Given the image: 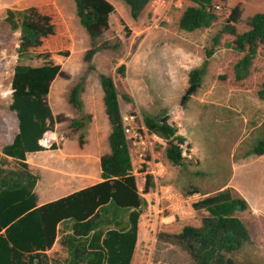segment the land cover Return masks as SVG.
Listing matches in <instances>:
<instances>
[{
	"label": "trees",
	"instance_id": "1",
	"mask_svg": "<svg viewBox=\"0 0 264 264\" xmlns=\"http://www.w3.org/2000/svg\"><path fill=\"white\" fill-rule=\"evenodd\" d=\"M122 1L129 7L132 20L136 21L153 0ZM188 1L192 5L186 7L178 19V28L187 33L212 27L219 18L216 7H220L219 3H225V0ZM73 2L80 25L90 41L89 48L83 53L88 73L95 70L93 58L97 53L115 49L107 41L99 43L102 35L109 30V15L115 13V8L106 0ZM240 16L241 5L237 4L212 37L213 47L220 44L222 36L231 38V42L224 44L225 47L242 54L233 66L236 82L245 81L249 76L257 49L264 44V13L249 17L246 21L248 30L238 34L236 25ZM119 21L128 37V26L122 19ZM4 22L10 30L19 32L9 106L16 115L18 132L10 144L0 149V264H46L44 252L55 241L57 225L66 220L72 221L73 234L68 242L69 257L63 264H131L139 218L146 201L140 195L139 182L133 174L129 142L123 134L113 80L105 74L98 75L110 126L107 139L109 152L99 160L102 182L59 200L38 205L35 188L39 176L29 168L26 155L44 150L39 141L54 123L67 122L72 130L83 127L79 118L69 120L62 115L53 116L47 102L51 82L56 77L68 78V74L52 57L69 56L71 38L52 3L23 10H6ZM213 47L205 50L201 65L188 72V87L181 97L182 105L200 87L214 53ZM32 60H42V63L38 66L24 63ZM118 70L123 73L125 66H119ZM85 75L67 95L69 105L79 114L83 108L80 93L84 88ZM257 96L264 100V79ZM123 100L131 102L127 96H123ZM141 118L148 131L162 140L166 159L174 166H184L181 145L185 143V138L178 134L168 114L152 116L144 113ZM262 124L264 126V120ZM83 138L79 141L81 146L84 144ZM56 148L53 144L49 149ZM252 154H264V139L245 156ZM151 181L146 176V191ZM194 193L199 192L194 190ZM191 207L194 211L205 212L200 227L184 226L179 233L159 234L158 239H165L177 246L190 257L193 264H238L234 256L253 244L247 225L235 215L248 210L246 200L228 187L200 198Z\"/></svg>",
	"mask_w": 264,
	"mask_h": 264
},
{
	"label": "rangeland",
	"instance_id": "2",
	"mask_svg": "<svg viewBox=\"0 0 264 264\" xmlns=\"http://www.w3.org/2000/svg\"><path fill=\"white\" fill-rule=\"evenodd\" d=\"M53 1H55L57 6L64 7L70 4L73 7L72 0ZM254 2L253 0H249V2L237 3L241 5L240 20L236 25L238 34L248 30L246 21L252 14L264 13V7L261 6L256 11H252L246 15L243 4L246 6H254L256 5ZM224 4L219 3L220 9L216 10L219 18L212 27L188 34L180 30L177 23L182 12L186 7L190 6L186 0H180L178 8L172 7L170 14H168V22L154 21L149 11L150 7L136 21L132 20L131 17H126L125 12L121 11V14L127 20L124 23L130 30L128 37L125 36L123 27L119 21L120 19L118 20L116 15H109V30H107L109 32L106 31L107 40L104 41L114 45L115 49L103 51L99 55V60L96 62L93 61L95 70L88 73H86V64L83 62V57L80 60L81 54L78 53L80 48H77L80 44L82 47L88 45V40L87 42L84 40L81 43V39L77 38L73 42L71 35L74 34L75 28L73 26H66L69 35L71 33V51L69 56L71 53H74L73 59L82 64L78 68L72 59L69 60L70 66L73 68L72 70L76 68L79 73L71 76L68 75V78L62 79L68 80L67 84L70 90L86 74L84 88L80 93L83 108L82 113L78 117L82 120L83 127L73 129V132L69 134L66 130L69 129L68 127L66 128L68 123L61 122L63 125H58L57 135H55L56 142L53 144L56 145L58 141L62 142V139H64L62 136H75L72 139L79 141L83 136L84 144L82 147L85 149L84 151L93 152L95 150L94 142L88 141V130L91 118L87 112H84V104H88L87 101L85 103L84 89L87 86L90 88L95 86L100 87L98 75L102 73L113 80L117 91L121 115L131 114L140 120L144 113L152 116L163 113L168 114L169 121L176 126L178 134L180 132L189 143H184L185 148L183 150L187 156H184V166L172 165L166 159L165 148L164 150H160V147L156 148V162L157 164L160 163L162 168L157 165L159 175L150 178L157 181V183L159 182L158 184L160 186L168 183L167 178L172 181L173 184L170 185H172L173 190L168 188L162 189V193L166 196L165 199L172 200L175 198L174 191L180 192L185 189V195L191 197V202H193L196 198H199L194 193V189H198L201 195H212L220 191V189L222 190V187L235 176L233 166L238 164L239 168H246L247 165L245 163H251L253 158L257 156L253 154L245 156V154L251 151L260 140L264 139V126L262 124L264 120V100H260L257 96V91L264 79V44L257 49V54L252 61L249 76L245 81L236 82L234 80L233 66L237 58L242 56V54L237 53L232 48L225 47V43L231 42V38L228 39L226 36L221 37L218 46H212V37L224 25L225 18L231 10L227 9ZM152 21L155 22L153 24L154 26H151ZM5 29H1L2 36H0L4 40L3 47L0 46V68L3 69L4 67L0 73L2 74L0 75V93L6 91L5 96L2 97L0 95L1 103L4 102L2 100H9L11 96L7 94V91L11 88L10 76L17 64L16 49L19 40L18 31H12L8 27ZM102 42V40L99 41V43ZM212 47L214 48V53L209 60L208 70L200 87L182 105L181 97L187 89L188 83L187 85L179 84L180 79L178 76V81H172L175 85H172V83L168 84V75H166L168 69L171 67L172 70L178 69L179 67L181 69L183 68L178 65L181 61L180 57L177 56L174 59L170 57L169 59L174 65L169 66L168 60L165 58L167 55L165 54L170 55L175 49L179 48L181 50L187 49L195 55L193 56L195 63H200L205 58V50H209ZM3 48L7 49L8 52L3 54L1 52ZM59 57L60 60L67 61L65 58L68 56ZM24 63L38 66L42 63V60L24 61ZM121 65L125 66L123 73L118 70ZM123 96L130 98L131 102L128 103L123 100ZM7 119L11 125L13 119ZM79 141L78 145L80 146ZM75 143L67 141L63 146V150L71 152L79 149ZM43 145L45 144L43 143ZM59 156L57 154L46 157L43 160V165L64 169L65 167L68 168L71 166L69 165L71 161H73L74 165L78 161L77 158H62L59 160ZM32 160V163L38 165V159L34 160L32 158ZM247 160L249 161L246 162ZM79 163H83L82 159L79 160ZM35 171L38 173L40 169H36ZM137 171L136 176L138 181L145 182L146 173L144 171L141 172L142 169H137ZM49 176L50 174L48 172L43 171V174L40 175L41 181L39 185L41 182H43V186L47 185ZM162 176L166 177V179L162 180ZM236 178L237 184L246 186L242 175L238 174ZM258 178L259 180L264 179V173ZM39 185L37 190L41 188ZM244 188L249 193V197H246L253 206V213H251L249 207L248 210L236 213L235 215L247 225L253 244L237 253L234 256V260L236 262L238 261V264H264V210L262 208L261 210H257V207H262L264 197H261L256 190L250 189L248 185ZM159 194H161L160 191ZM177 212L163 209L156 216L148 215L144 218L146 222L145 226H154L156 230L166 229V232L174 233L179 230L180 226H184L182 224L185 223L188 226L200 227L201 218L205 215L204 211L190 209L186 211L184 208L180 214H176ZM180 218H186L187 221H183L182 224L178 225L177 222ZM161 247L165 249L159 251L161 264L163 262L165 264H193L190 257L177 246L165 243L161 244ZM148 250L149 247H146V251ZM138 254L140 255L139 251L135 255L133 264H139L140 257H138ZM147 255L149 256V254ZM148 256L146 264H156ZM145 259L143 264H145Z\"/></svg>",
	"mask_w": 264,
	"mask_h": 264
},
{
	"label": "crops",
	"instance_id": "3",
	"mask_svg": "<svg viewBox=\"0 0 264 264\" xmlns=\"http://www.w3.org/2000/svg\"><path fill=\"white\" fill-rule=\"evenodd\" d=\"M106 1H108L110 4H112L113 7L115 8V13L111 14V15H116L118 20L122 19L123 21H127L125 16H123L121 14V11L125 12L126 17L127 16L131 17L129 7L122 0H106ZM246 1L249 2V0H225L224 6L227 9H232L237 3H245ZM253 1H255L254 3L256 4L254 6H246L245 4H243L244 5L243 8L245 7L246 15H248V13H250L252 11H256V9H258V7H261V6L264 7V0H253ZM186 2L190 6L192 5V3L189 2L188 0H186ZM45 3H52L55 6V8L57 9V11L59 12V14L61 15L65 25L67 27L73 26L75 28L74 34L71 35V33H70L73 42H75V39H77V38L81 39V43H83L84 40H86V42L88 40V45L82 47L80 44L79 46H77V48H80L78 53L81 54L80 60H82L83 53L90 46V41H89L88 36L85 34L84 30L81 28V26H79L80 22H79V19L77 18L76 12H75L74 2H73V7L70 4L68 6L62 7L59 5L57 6L55 1H53V0H0V36H2L1 35L2 34L1 29L7 28V26L4 22L6 10H9V9L10 10H23V9H26L29 7L40 6V5H43ZM152 5L153 4L151 2L147 6V8L150 7L149 9L151 10ZM110 16H109V18H110ZM252 16H253V14H252ZM177 23H178V21H177ZM153 24L154 23H152L151 26H154ZM5 30H7V29H5ZM107 32H109V31H107ZM106 35L107 34L105 32L102 35L100 40H102V41L107 40ZM0 43H1L0 46L3 47L2 44L4 43V40L1 37H0ZM74 49H75V47H74ZM1 52L3 54H5L8 52V50L3 48V49H1ZM102 52H99L94 56V58H93L94 62L99 60V55L102 54ZM73 54L74 53H71L70 56L65 58V59H67V61L60 60L59 56H53L52 57V60L55 61L57 64H59L61 66V69L70 76L74 75V74L76 75L79 72L76 68H75V70H72L73 68H72V66H70L71 64L69 63V60L72 59L75 66L78 68L82 64L81 62L75 61L73 59ZM165 55H167V56H165V58H167L169 66L174 65V63L171 62V60L169 58L173 57V59H174L178 56V57H180V60H181L178 65L183 67L182 69L180 67L178 69H174V70H172V67L170 69H168V73H166V75H168L167 83L168 84L172 83V85H175V84H173L172 81H178L177 80L178 76L180 79L179 84L187 85V83H188L187 82V73L190 70H192L196 67H199L202 63L201 61H200V63L199 62L195 63V61L193 60V56H195V55L187 49L186 50H183V49L181 50V48L175 49L170 55L169 54H165ZM197 58L200 60V58L198 56H197ZM174 67H177V66H174ZM3 69H4V67H3ZM3 69L0 68V73ZM0 75H2V74H0ZM12 75H13V71H12L11 76H10L11 78H12ZM67 83H68V80H63L60 77H56L51 82L49 93L47 95V102H48V105L50 107V110H51L53 116L62 115L69 120L70 119L72 120L75 118L78 119L80 114L75 113L67 101V95L69 92V87H68L69 85ZM84 92H85V103H86V101L88 102L87 105L84 104V112H87L91 117V122L89 125L90 127L88 130V137H89L88 141L94 142L95 150L93 152L92 151H84L85 149L81 145L80 146L78 145L79 140L72 139V138H75V136H73V135H72L73 137H69V135H68L66 137L62 136L64 138V139H62V142L58 141L56 143L57 149H54V150L44 149V150L39 151V152L27 154L26 155V162L28 163L29 168L31 169V171L33 173L38 174V176H39V180H38L36 188H35V192H36L37 197H38V205H44V204H47L49 202L59 200L61 198L67 197V196H69V195H71V194H73L79 190H82L84 188H87V187H90V186H93L95 184L102 182V179L100 178L99 160L103 154H106L109 152L107 139H108V135L110 132V126L108 123L107 115H106L105 110H104L103 92H102L101 86L100 87L95 86L92 88L87 86L84 89ZM2 101H4L5 103L0 102V112H1V117H0V149L2 146L10 144L13 141L14 136L18 132V122H17L16 115L14 112L10 111V109H9L11 99L2 100ZM121 116L124 117L127 115L123 114ZM7 118L13 119L11 122V125L9 124V121ZM58 125H63V124L62 123H59V124L54 123L52 125L51 129L49 130V132L51 131L55 135H57L56 131L58 129ZM67 127L68 126H66V128ZM10 128H11V130H10ZM66 130L69 132V134L73 132L72 129H66ZM179 134H180V132H179ZM67 141H71L72 143L76 142L75 145L76 146L78 145L77 148H79V149L73 150L71 152L64 151L63 146L65 143H67ZM60 143H61V145H59ZM185 143L189 144L186 139H185ZM158 147H160V150H162V149L164 150L165 145L163 143H161V144L159 143L156 145V148H158ZM131 153L133 155H135L134 151L133 152L131 151ZM57 154L60 155L58 157V158H60L59 160H61L62 158H65V159L66 158H69V159L77 158L78 161L75 163V165H74L73 161H71V163L69 164L71 166L68 168L65 167L64 169L63 168H57L54 166L43 165L44 164L43 160L46 159V157L52 156V155H57ZM32 158L34 160L35 159L39 160L38 165L32 163V161H33ZM80 159H82L83 163H79ZM131 161H132L133 174H134L137 182H139L138 178L136 176L137 174L134 173L135 163H134V159H132V157H131ZM248 161L249 160H247L246 162H248ZM245 165H247V167L244 169L239 168L238 164L236 166L235 165L233 166L234 171H235V176H233V179H231V181H228L222 187V190L225 188H228V187L233 188L235 191H237V193L242 198H244L246 200V202L249 204L251 213H253V206L251 205V202H249V199L247 198V197H249V193L247 192V190L244 187H246L248 185V187L250 189L256 190V192H258L261 197H264V179L259 180V178H258L262 173H264V154L261 156L254 157L253 160L251 161V163H245ZM251 165H253V166H251ZM36 169H40V171L37 173L35 171ZM43 171L48 172L50 174L49 182L47 185H44V186L42 184L43 182H41V184L39 185V183L41 181L40 175L43 174ZM238 174L242 175V179H243L244 183L246 184V186H240L239 184H237L236 175H238ZM146 175L149 177L153 176L151 174H146ZM155 175H157V173ZM155 175H154V177H156ZM161 179L165 180L166 177L162 176ZM167 180H168V183L166 185L160 186V184H158L159 182L157 183V181L152 179V181H151L152 184L150 185V187L147 191L144 189L145 182H139L138 183V190H139L142 198H144V200L146 201V207L144 208V210H143V212L139 218L137 242L135 245V250L133 253L131 264H133L135 255L138 251L140 252V255L138 254V257H140L139 264H143V261L145 259V255H146V259H145V264H146V260H147V256H148L147 254H149L148 258H150V260L153 263L156 262V264H161V260L159 257L160 256L159 251L165 250L164 247H161V244H165L168 242H166L165 239H158V235L159 234H169V235L170 234H176V233H179L184 226H188V225H185L186 223L182 224L183 221H187L186 218H180V220H178L177 224L178 225L182 224L184 226H180V228L177 232H174V233L166 232V229H161L159 231V230H156V228L154 226L146 227L145 226L146 222L144 220L145 217H147L148 215L156 216V215H158L157 213L161 212V210H163V209H167L169 211L170 210L178 211L176 214H180L182 212L183 208L186 209V211L189 209L193 210L191 207V204L207 195V194L201 195L198 193L197 195L199 196V198H196L193 202H191L192 201L191 197L186 196L185 195L186 191H185V189H183V191H180V192L174 191L175 192V198H173L172 200L165 199L166 196L164 195V193H162V189H164V188L172 189V187H171L172 185H170V184H173L169 178H167ZM38 185H39V187L41 186V188L39 190H37ZM143 189L145 191H143ZM194 190H198V189H194ZM159 191L161 194H159ZM220 191H221V189H220ZM260 196H258V197H260ZM186 204H187V208H186ZM261 208H262V210H264V203H262V207H257V210H261ZM152 213H153V215H152ZM71 225H72L71 220L63 221L57 225V234H56L55 241H54L53 245L51 246V248L44 252L46 257L43 258V260L46 262V264H63L65 262V260L69 257L68 242L71 241V236L73 234V231L71 229ZM91 234H92V232L89 233L88 238ZM169 244L171 245V243H169ZM146 247H149L148 251H146ZM142 257H143V259H142ZM163 264H165V262H163Z\"/></svg>",
	"mask_w": 264,
	"mask_h": 264
},
{
	"label": "built area",
	"instance_id": "4",
	"mask_svg": "<svg viewBox=\"0 0 264 264\" xmlns=\"http://www.w3.org/2000/svg\"><path fill=\"white\" fill-rule=\"evenodd\" d=\"M152 3L153 5L150 10L152 19L156 22H168V14L173 6L178 8L180 0H154ZM216 9H219V7L217 6ZM154 21L152 22L155 24ZM5 92L0 93V95L2 97L5 96ZM11 93L12 89L10 88L9 91H7V94L11 95ZM137 120L136 116L131 114L122 117L123 134L129 142L130 157L134 159L135 163L134 173L137 174V169H142L141 172L144 171V173L151 174L153 176L157 173L158 176L159 169H157V165L161 166V168L162 165L160 163L157 164L155 152L156 145L159 143L161 144L162 140L156 134L148 131L142 119L136 122ZM43 141L45 145H43ZM54 142H56L55 134L51 131H47L39 141V144L43 148H50ZM181 148L182 156L187 157L183 150L185 148V144L181 145ZM131 151H134L135 155H133Z\"/></svg>",
	"mask_w": 264,
	"mask_h": 264
},
{
	"label": "clouds",
	"instance_id": "5",
	"mask_svg": "<svg viewBox=\"0 0 264 264\" xmlns=\"http://www.w3.org/2000/svg\"><path fill=\"white\" fill-rule=\"evenodd\" d=\"M219 9H220V7H219ZM216 10H218V9H216Z\"/></svg>",
	"mask_w": 264,
	"mask_h": 264
},
{
	"label": "bare ground",
	"instance_id": "6",
	"mask_svg": "<svg viewBox=\"0 0 264 264\" xmlns=\"http://www.w3.org/2000/svg\"><path fill=\"white\" fill-rule=\"evenodd\" d=\"M43 143H44V141H43ZM45 144V143H44Z\"/></svg>",
	"mask_w": 264,
	"mask_h": 264
}]
</instances>
